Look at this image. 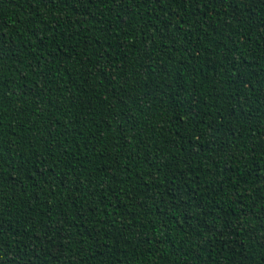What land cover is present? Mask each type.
I'll return each mask as SVG.
<instances>
[{
  "label": "trees",
  "instance_id": "16d2710c",
  "mask_svg": "<svg viewBox=\"0 0 264 264\" xmlns=\"http://www.w3.org/2000/svg\"><path fill=\"white\" fill-rule=\"evenodd\" d=\"M0 264H264V0H0Z\"/></svg>",
  "mask_w": 264,
  "mask_h": 264
}]
</instances>
